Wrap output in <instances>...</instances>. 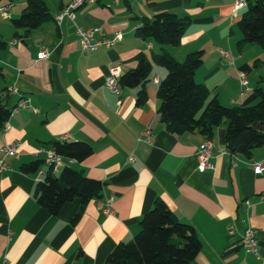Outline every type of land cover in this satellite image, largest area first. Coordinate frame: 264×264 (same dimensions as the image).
<instances>
[{"label":"crops","instance_id":"crops-1","mask_svg":"<svg viewBox=\"0 0 264 264\" xmlns=\"http://www.w3.org/2000/svg\"><path fill=\"white\" fill-rule=\"evenodd\" d=\"M43 1L50 19L23 39L11 20L20 16L26 0H0V41L5 44L0 48V103L11 111L0 131V159L9 167L0 173V263L108 264L107 256L139 232L141 217L159 199L201 241L189 264H264V146L249 158L229 153L222 123L209 140L212 169L199 172L196 153L206 139L196 131L178 136L166 131L157 98L166 70L152 58L164 52L182 62L203 51L193 79L207 89V101L254 105V90L264 78V52L258 45L237 46L242 38L237 23L245 8L232 14L234 0H94L74 12L73 22L65 18L57 25L55 17L71 0ZM161 12L189 20L179 45L160 47L135 34L143 18ZM76 27L99 30L105 38L121 31L122 37L111 48L81 52ZM43 50L49 56L39 60ZM141 58L151 63L146 81L120 86L119 95L112 94L105 79L114 75L119 81ZM142 87L145 102L137 106ZM25 101L27 107H18ZM145 131L150 145L137 142ZM61 140L86 142L92 153L82 162L63 158L62 167L52 173L58 176L66 166L100 181L102 198L86 204L74 200L51 215L37 202V184L49 170L41 151ZM13 143L19 144L18 156L4 157L3 148ZM34 161L42 162L36 173L20 170ZM255 164L263 165L261 174L254 173ZM104 198L112 199L108 216L99 208ZM231 224L234 236L227 233ZM245 229L255 232L258 257L240 246Z\"/></svg>","mask_w":264,"mask_h":264},{"label":"trees","instance_id":"trees-1","mask_svg":"<svg viewBox=\"0 0 264 264\" xmlns=\"http://www.w3.org/2000/svg\"><path fill=\"white\" fill-rule=\"evenodd\" d=\"M153 3L156 0H146ZM50 19L43 0H26L20 16L11 20L15 29L23 31L20 38H27L32 30ZM189 20L168 12L143 18L135 34L150 40L155 45L177 46ZM242 35L238 48L258 45L264 52V0H247L245 12L237 23ZM5 44L0 41V48ZM203 51L187 55L177 62L167 53L153 55V62L166 70L165 78L157 87L159 120L172 135L198 132L210 140L214 130L226 124L225 146L229 153L249 158L253 150L264 146V78L254 91L258 101L246 107H225L215 98L207 101L208 91L197 84L193 75L203 63ZM151 70V63L141 58L135 69L127 71L119 79L121 87L142 85ZM143 87L139 90L136 105L145 102ZM11 111L0 103V131L10 117ZM66 159L82 162L92 153L86 142L55 141L48 147ZM41 161L24 164L20 170L25 174L36 173ZM38 204L49 214L57 215L69 202L78 200L82 204L102 198L103 184L89 179L79 171L63 167L55 176L49 168L43 181L37 184ZM78 219L75 216L74 224ZM139 232L127 243L117 245L107 256L108 264H189L199 253L201 241L195 229L177 222L166 204L156 199L152 208L140 219Z\"/></svg>","mask_w":264,"mask_h":264},{"label":"built area","instance_id":"built-area-1","mask_svg":"<svg viewBox=\"0 0 264 264\" xmlns=\"http://www.w3.org/2000/svg\"><path fill=\"white\" fill-rule=\"evenodd\" d=\"M93 1L94 0H71L66 6L62 8L60 13L55 17L56 24L59 25L61 21L65 18L73 22L74 12L80 7H82L84 4L93 3ZM246 5H247V0H234L232 7V14H236L237 11L246 8ZM75 33L81 40V52H93L101 47L111 48L115 46L122 37L121 31H116L114 32L112 37L105 38L101 36V32L99 30L84 29L81 27H76ZM96 35H99L100 37L95 39ZM48 56H49V52L43 50L42 52L38 53L37 58L39 60H42V59H46ZM221 57L225 60L231 61L230 55L228 53H221ZM239 82L243 91H247L249 89L248 82L246 81L243 74H240ZM105 86L112 94L119 95L120 85H119V81L114 75H110L105 79ZM8 91L11 94L16 93V90L13 88H10ZM18 107L21 108L27 107V102L25 101L20 103ZM16 111H17L16 109H13L12 112H16ZM63 139L64 138H62V140ZM137 142L138 143L144 142L150 145L151 144L150 132L145 131L142 134V137L137 138ZM18 145H19L18 143H13L5 146L3 148L4 157H17ZM41 152L45 154L44 162L46 166H48L51 169L52 172H56L62 167V161L64 158L63 156L56 153L53 149L50 148L42 149ZM211 156H212L211 142L209 140H205L196 153L197 170L199 172L212 169V165L210 164ZM128 161L133 162L134 161L133 156H130L128 158ZM7 170H9L7 163L4 161L3 158L0 159V173H3ZM253 170L255 174H261L263 172V165L255 164ZM244 203L246 206H248L247 201H245ZM111 204H112L111 198H104L99 202V208L103 211L105 215L108 216L112 214ZM227 233L229 236L235 235L236 227L234 226V224L228 226ZM239 243L246 253L258 257V242L255 236V232L252 229L244 230L243 234L240 236ZM0 264H7V263L1 262Z\"/></svg>","mask_w":264,"mask_h":264}]
</instances>
